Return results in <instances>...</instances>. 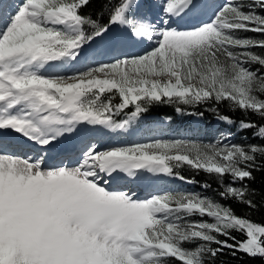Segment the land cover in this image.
<instances>
[{
	"label": "snow or ice",
	"instance_id": "1",
	"mask_svg": "<svg viewBox=\"0 0 264 264\" xmlns=\"http://www.w3.org/2000/svg\"><path fill=\"white\" fill-rule=\"evenodd\" d=\"M92 2L0 0V264L264 261V222L221 202L256 210L264 145L99 138L166 104L264 140L221 111L264 121V0H99L96 18ZM185 167L220 200L162 186L195 184Z\"/></svg>",
	"mask_w": 264,
	"mask_h": 264
},
{
	"label": "trees",
	"instance_id": "2",
	"mask_svg": "<svg viewBox=\"0 0 264 264\" xmlns=\"http://www.w3.org/2000/svg\"><path fill=\"white\" fill-rule=\"evenodd\" d=\"M101 5L99 3V0H93L90 5L84 9V11L90 13L93 18H96V13L100 9ZM107 19V17H105ZM201 111H203V108H200ZM187 110V109H186ZM185 110V111H186ZM131 111V109L127 110ZM221 111L226 114L231 116L233 119L239 121L240 119H252L256 121L257 123H264V121H259L257 117L251 116V117H244L242 116L241 113L239 112H231L228 110L225 106H221ZM207 112V111H206ZM162 115V116H169L172 120L175 119V106L174 105H166V104H157L149 108L148 112L144 115ZM124 113L121 115L117 116V118L122 117ZM209 119L212 120L214 118V115L210 112H208ZM187 120L184 117L181 120H177L176 124L177 125H184L186 124ZM237 133L240 134L242 138H248L247 143L251 144H256V145H264V140L260 139H254L251 138L252 131H240ZM182 175L189 177V178H194L195 181L198 183L195 187L197 188H202V185L204 184H209L211 185L210 188L206 189V191L213 196L216 200H220V197L217 194V181L214 177L207 176L203 173L200 174H195L193 175L190 174L188 171V168L185 167L180 170ZM255 179L251 181H247V184L249 186V189L251 190L253 194L250 193V195L247 197L248 199H252L254 204L257 205L256 210H250L245 205L237 203L236 201L233 200H227V201H221L222 203L226 205H230L236 212L237 215H245L250 213L249 218L253 221L257 222H264V170L262 171H256L253 173ZM220 260L224 261V264H264V261H261L260 259H250L247 257L245 254L242 253H237L235 257H232L231 255H224L219 258Z\"/></svg>",
	"mask_w": 264,
	"mask_h": 264
},
{
	"label": "rangeland",
	"instance_id": "3",
	"mask_svg": "<svg viewBox=\"0 0 264 264\" xmlns=\"http://www.w3.org/2000/svg\"><path fill=\"white\" fill-rule=\"evenodd\" d=\"M240 35H248L254 36L255 34L252 33H240ZM256 51H259L258 49ZM186 111H189L188 109ZM197 111H201V109H197ZM204 111V110H203ZM189 118L188 125H177V120H181L183 118ZM151 119L153 122H149L145 124L141 122V128L137 130L140 133L138 142L146 141L152 138H162V139H170V138H184V139H196V140H203L207 142L211 140L213 137L218 136L220 133H232L234 136V143L239 144H248V138H242L239 133H237V129L232 126L229 127L223 123H219L215 118L212 120L209 119L208 112H204V117L201 119L199 117L188 116V115H181L175 111V119L170 121V118H162L160 116H150V117H142L140 120L143 121L144 119ZM158 121L157 124L155 123ZM141 130V131H140ZM253 138V133L251 135ZM189 170V169H188ZM190 174L193 171H188ZM196 173L194 172L193 175ZM198 183L188 185L183 184L181 182L176 181L174 185L167 189L173 190H181V191H193L197 193H201L206 195L210 198H213L206 189L197 188L195 187ZM215 199V198H214Z\"/></svg>",
	"mask_w": 264,
	"mask_h": 264
},
{
	"label": "bare ground",
	"instance_id": "4",
	"mask_svg": "<svg viewBox=\"0 0 264 264\" xmlns=\"http://www.w3.org/2000/svg\"><path fill=\"white\" fill-rule=\"evenodd\" d=\"M112 137V135H108V132L106 130H103V133H102V136L99 137L101 139V144L104 145V144H110L113 142V140H111L110 138ZM139 139V137L137 136H131L129 139L126 138V139H123L120 141V143H131V142H138L137 140ZM140 190V195L141 196H144L147 194L146 190H143V188H137Z\"/></svg>",
	"mask_w": 264,
	"mask_h": 264
}]
</instances>
